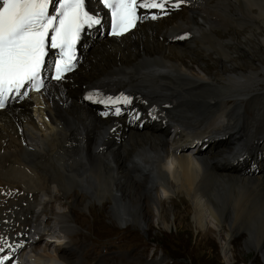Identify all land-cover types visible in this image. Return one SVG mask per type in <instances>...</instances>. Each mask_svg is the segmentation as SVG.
<instances>
[{"label":"bare ground","instance_id":"bare-ground-1","mask_svg":"<svg viewBox=\"0 0 264 264\" xmlns=\"http://www.w3.org/2000/svg\"><path fill=\"white\" fill-rule=\"evenodd\" d=\"M171 11L98 37L67 81L0 112V241L28 244L31 263L84 264L62 232L68 215L41 218L52 200L87 210L109 201L113 223L146 231L152 211L169 224L174 194L199 229L225 235L223 251L245 232V250L264 261V0H188ZM89 90L128 93L140 119L103 117L83 99ZM52 219L64 234L53 251L51 238L40 245Z\"/></svg>","mask_w":264,"mask_h":264},{"label":"rangeland","instance_id":"rangeland-1","mask_svg":"<svg viewBox=\"0 0 264 264\" xmlns=\"http://www.w3.org/2000/svg\"><path fill=\"white\" fill-rule=\"evenodd\" d=\"M262 82L260 86L262 85L264 89V80ZM254 88L258 86L255 85ZM260 164L264 166V161L261 160ZM53 184L51 183L50 187L56 186ZM78 194L81 195V192ZM164 201L169 214V224L164 227L159 224V218L152 211L149 214L150 226L146 231L135 224L122 228L113 223L108 214L111 204L109 201L102 204L94 203L95 206L87 210L71 204L73 199L70 197L61 196L57 202L52 200L47 204L45 213L40 212V215L44 220L52 216V210L68 215L71 228L66 232L62 229V232L66 234L64 237L66 241L77 239L79 248H82L80 255L85 260L84 264H153L156 260L160 261L154 264H264L257 252L245 250L244 240L247 236L245 232L234 235L227 249L223 251L221 245L225 235L206 228L199 229L193 221L192 214L186 210L189 203L183 195L174 194ZM53 219L47 222L52 227ZM56 228L53 227L54 234ZM49 237L43 236L40 245L44 247L45 241L50 240ZM52 238L54 240L50 250L53 251L55 245L59 243L56 241L59 240L56 237ZM113 242L121 244V248L109 253L112 249L109 243Z\"/></svg>","mask_w":264,"mask_h":264},{"label":"snow or ice","instance_id":"snow-or-ice-1","mask_svg":"<svg viewBox=\"0 0 264 264\" xmlns=\"http://www.w3.org/2000/svg\"><path fill=\"white\" fill-rule=\"evenodd\" d=\"M102 2L113 18L112 34L123 35L138 22L158 19L168 14L169 7L179 8L188 0H178L175 4L172 0ZM54 3L59 7L53 8L55 14H50ZM141 9L158 11L149 17L140 15ZM99 23V18L86 10L85 0H0V109L5 107L10 94H19L26 84L38 91L46 86L42 69L48 48L60 49L61 60L55 67L54 78L64 79V73L73 67V46L82 28ZM125 102L130 99L126 97ZM120 111L116 108L115 114Z\"/></svg>","mask_w":264,"mask_h":264}]
</instances>
